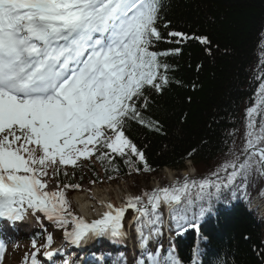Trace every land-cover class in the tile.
Segmentation results:
<instances>
[{
  "label": "snow or ice",
  "instance_id": "snow-or-ice-1",
  "mask_svg": "<svg viewBox=\"0 0 264 264\" xmlns=\"http://www.w3.org/2000/svg\"><path fill=\"white\" fill-rule=\"evenodd\" d=\"M163 7L162 0H0V221L11 226L28 216L47 220L62 231L66 244L81 247L97 238L124 242L131 210L128 226L146 253L133 264H181L172 248L164 254L159 240L164 231L181 235L198 229L224 190L246 186L253 175L264 179L262 72L256 77L261 81L257 106L246 109L241 147L229 133L226 159L209 176H185L120 204L103 203L104 211L91 220L72 210L65 190L81 186L62 182V169L68 177V166L99 161L106 174L109 168L118 172L115 158L120 157L129 172L141 171L138 161L150 170L126 129L136 123L161 131L159 121L144 112L152 95L171 83L166 58L179 55L189 40L210 44L206 36L181 31L165 37L159 27ZM161 41L176 47L154 50ZM51 180L56 187L50 190ZM198 202L207 206L200 203L193 213ZM154 239L157 246L147 250ZM52 243L51 234L44 243L33 238L23 264H42V249L49 261L57 252L62 255L63 248L49 250ZM5 249L0 242V264ZM198 252L193 249L192 264H199ZM258 255L264 259V252Z\"/></svg>",
  "mask_w": 264,
  "mask_h": 264
},
{
  "label": "trees",
  "instance_id": "trees-1",
  "mask_svg": "<svg viewBox=\"0 0 264 264\" xmlns=\"http://www.w3.org/2000/svg\"><path fill=\"white\" fill-rule=\"evenodd\" d=\"M162 3L159 27L165 37L168 31H181L190 36H206L210 44L189 40L180 46L179 55L166 58L171 65V83L161 94L152 95V102L144 112L145 117L159 121L161 131L136 123L126 129L127 136L143 151L150 170L144 171V164L138 161L141 171L129 172L124 160L116 157L119 171L109 168L106 174V165L95 161L100 166L98 175L85 162L89 180L97 185L126 179L148 181L163 168L183 170L186 161L195 168L197 178L209 176L226 159L224 141L227 139L231 146L229 133H234L235 147H241L246 109L257 106L261 81L256 77L264 72V0H162ZM165 22H169L167 29L163 27ZM173 47L176 45L161 41L154 50ZM206 48H210V53ZM66 170L68 177L61 170L62 182H88L77 168L68 166ZM109 175L113 177L111 180ZM263 185L262 179L253 175L246 186L224 190L221 198L247 200ZM69 190H65L67 196ZM216 201L213 200V207L217 206ZM200 203L207 206L206 202L194 204L195 213ZM217 230L215 238L213 233L211 236L203 231L201 241L199 229L192 234L185 232L182 236L189 239L180 244L173 241L170 248L181 264H192L195 245L199 249V264H264L258 255L264 252V235L254 218L238 212L219 224ZM133 237L136 239L134 232Z\"/></svg>",
  "mask_w": 264,
  "mask_h": 264
},
{
  "label": "rangeland",
  "instance_id": "rangeland-1",
  "mask_svg": "<svg viewBox=\"0 0 264 264\" xmlns=\"http://www.w3.org/2000/svg\"><path fill=\"white\" fill-rule=\"evenodd\" d=\"M188 173H193L192 166L186 162L184 165V169L181 172L171 171L169 169H161L156 172V174L149 178L148 181L137 179L133 182V179H129L127 181H122L118 183L105 184L100 186H89L87 184H82L80 193L84 196L85 199L91 202V211L90 214H94L96 212L102 213L104 211L103 203L99 202L100 199H105L107 202H114L115 204H120L123 200L128 196H136L141 193L142 190H150L157 189L160 187L169 186L176 181H181ZM55 183L53 180L49 183V188L55 189ZM77 194L72 195L71 202L75 209H78V205L75 201V196ZM103 209V210H102ZM79 210V209H78ZM102 210V211H101ZM131 218L128 219V221ZM128 222L126 223V225ZM261 232L263 231L260 229ZM46 234H51L53 236V243L56 244L59 238V232L52 231L51 229L47 230ZM44 243V242H42ZM27 248V247H26ZM23 261V257L20 256L19 251L16 249L10 250L4 256V261L2 264H17Z\"/></svg>",
  "mask_w": 264,
  "mask_h": 264
},
{
  "label": "bare ground",
  "instance_id": "bare-ground-1",
  "mask_svg": "<svg viewBox=\"0 0 264 264\" xmlns=\"http://www.w3.org/2000/svg\"><path fill=\"white\" fill-rule=\"evenodd\" d=\"M75 201H76V203H77V205H78V209H79V211L82 213V214H85V215H87V219H89V220H91V219H93V218H96L99 214H100V212H96V213H94V214H90L89 212L91 211V203L89 202V201H87V199H85L84 198V196L82 195V194H77L76 196H75ZM99 202H101V203H107V201L105 200V199H100L99 200ZM103 210V209H102ZM101 210V211H102ZM227 217H229L230 219L231 218H233V215L231 214V213H229V214H227ZM92 243H93V241H91ZM90 242V243H91ZM88 244V243H87ZM94 244V243H93ZM93 244H92V246H93ZM75 247V246H74ZM87 248H89L90 249V247L89 246H86ZM80 252H82V253H84L85 251H80ZM77 253H75L74 255H76ZM74 262V261H73Z\"/></svg>",
  "mask_w": 264,
  "mask_h": 264
}]
</instances>
